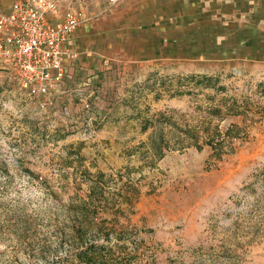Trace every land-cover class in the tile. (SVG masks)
Here are the masks:
<instances>
[{
  "label": "rangeland",
  "instance_id": "rangeland-1",
  "mask_svg": "<svg viewBox=\"0 0 264 264\" xmlns=\"http://www.w3.org/2000/svg\"><path fill=\"white\" fill-rule=\"evenodd\" d=\"M14 1L0 0V15ZM57 1L61 17L85 14L81 71L45 97L0 66V264H68L55 196L85 195L99 173L107 198L135 204L123 221L140 233V257L157 252L134 264H264V240L245 237L256 207L242 192L264 165V0ZM192 74L219 77L248 101L249 135L221 161L210 146L176 150L174 141L158 158L151 136L164 126L141 132L136 109L182 126L205 117L213 91L170 98L164 86ZM233 122L242 118L221 127Z\"/></svg>",
  "mask_w": 264,
  "mask_h": 264
},
{
  "label": "trees",
  "instance_id": "trees-1",
  "mask_svg": "<svg viewBox=\"0 0 264 264\" xmlns=\"http://www.w3.org/2000/svg\"><path fill=\"white\" fill-rule=\"evenodd\" d=\"M164 86L170 98L198 95L205 89H210L213 93L205 94L210 99V104L201 112L205 117L196 124L182 126L164 111L153 114L148 111L145 116H141L142 112L136 109L137 119H141L142 133L153 128L156 131L158 125L164 126L159 139L151 136L153 151L158 158L164 156V149H173L174 141L176 150L187 147L203 150L204 146H210L211 157L221 161L225 154L235 153L238 145L249 135L254 120L248 124L250 119L248 101H240V98L229 95L228 88L220 84L219 77L192 74L179 77L175 83L171 81ZM258 87L264 96V82H260ZM151 92L156 93L157 97L160 94L153 89ZM231 116L241 117L242 122H233L222 128L221 123ZM167 127L171 128L173 136L169 137L168 131H165ZM26 169L29 174H33L29 168ZM98 175L99 181L91 182L85 195L80 194L82 188H79V191L69 196L67 200L55 196L57 208L53 231L56 233L59 246L66 243L69 245L66 251V261H70L68 264H134L138 260L146 259V256L157 260L155 256L157 252L149 254L145 251L140 257L141 241L138 243L140 233L124 222L130 221L126 211L130 209L133 213L135 204H129L124 195H121L122 201L118 197L107 198L106 189L100 180L103 174ZM242 192L253 197L256 207L253 208L254 211L252 209L254 216L248 218L246 226L248 230L245 229L247 242L251 244L264 240V165L251 174ZM105 203L107 208H104ZM105 214L113 218H108ZM57 263L58 261L54 260L50 264Z\"/></svg>",
  "mask_w": 264,
  "mask_h": 264
},
{
  "label": "built area",
  "instance_id": "built-area-1",
  "mask_svg": "<svg viewBox=\"0 0 264 264\" xmlns=\"http://www.w3.org/2000/svg\"><path fill=\"white\" fill-rule=\"evenodd\" d=\"M85 21L82 10L61 17L57 0L14 1L0 15V66L16 72L30 94H54L58 84L81 71L74 40Z\"/></svg>",
  "mask_w": 264,
  "mask_h": 264
},
{
  "label": "crops",
  "instance_id": "crops-1",
  "mask_svg": "<svg viewBox=\"0 0 264 264\" xmlns=\"http://www.w3.org/2000/svg\"><path fill=\"white\" fill-rule=\"evenodd\" d=\"M75 37H76L75 40H74V46H75V48L77 50H79V48L82 49L80 46H78V45L81 44V40H79V38H78V32L76 33Z\"/></svg>",
  "mask_w": 264,
  "mask_h": 264
}]
</instances>
